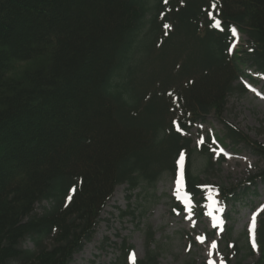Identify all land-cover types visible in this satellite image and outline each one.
<instances>
[{
  "label": "trees",
  "instance_id": "16d2710c",
  "mask_svg": "<svg viewBox=\"0 0 264 264\" xmlns=\"http://www.w3.org/2000/svg\"><path fill=\"white\" fill-rule=\"evenodd\" d=\"M233 27L246 40L230 51ZM263 49L264 0H0V264H71L117 185H154L181 157L182 190L200 204L194 163L215 162L184 133L221 118L245 68L264 77ZM143 52L157 63L135 73ZM220 120L222 139L263 163L241 191L218 187L229 204L264 183V143ZM254 236L264 264V213Z\"/></svg>",
  "mask_w": 264,
  "mask_h": 264
},
{
  "label": "rangeland",
  "instance_id": "374dc122",
  "mask_svg": "<svg viewBox=\"0 0 264 264\" xmlns=\"http://www.w3.org/2000/svg\"><path fill=\"white\" fill-rule=\"evenodd\" d=\"M245 40L244 35L236 33L231 51L244 45ZM151 56L152 53L143 52L141 61L134 60L135 73L155 67L157 62H152ZM238 83L245 91L227 97L221 118L211 114L191 125L186 133L191 147L199 148L204 144L215 162L207 172L200 159L193 166L194 172L208 185L206 202L192 209L170 173H164L154 185L142 183L130 190L126 183L117 185L113 190L116 195H112L101 212L93 236L74 254L71 264H125L119 259L122 242L131 248L127 264L144 259L148 249L155 253L156 264H208L210 259L214 264H224L226 258L233 263L239 256L250 264L256 261L255 247L251 246L254 250L250 254L245 244L248 238L251 241V231L264 213V183L255 180L253 193H242L238 200L225 206L213 195L221 186L241 191L248 186L243 185L247 178L263 167L259 157L248 148L241 144L233 146L222 139L220 119L237 127L250 139L264 143V78L248 66ZM174 204L182 209L174 208ZM227 227H232V232L230 241L225 244ZM234 241L239 252L233 247ZM212 242L216 243V249L211 248ZM25 246L32 248V243L26 242Z\"/></svg>",
  "mask_w": 264,
  "mask_h": 264
},
{
  "label": "snow or ice",
  "instance_id": "6c2138e0",
  "mask_svg": "<svg viewBox=\"0 0 264 264\" xmlns=\"http://www.w3.org/2000/svg\"><path fill=\"white\" fill-rule=\"evenodd\" d=\"M165 27H167V25H166ZM233 35L235 36V31H234V30H233ZM182 158H183V157H181V159H182ZM181 178H182V174H181V177L177 179V184H178V185H179L180 182H181ZM255 221H256V216L254 215V216H253V229H254V227H255ZM214 226H215V225H214ZM200 239H201V241L203 242V239H202V238H200ZM211 248H212V249H216V248H217V245H216L215 242H212V244H211ZM208 264H214V262L210 259L209 262H208Z\"/></svg>",
  "mask_w": 264,
  "mask_h": 264
},
{
  "label": "water",
  "instance_id": "95a60500",
  "mask_svg": "<svg viewBox=\"0 0 264 264\" xmlns=\"http://www.w3.org/2000/svg\"><path fill=\"white\" fill-rule=\"evenodd\" d=\"M262 56H263V59H264V50L262 51Z\"/></svg>",
  "mask_w": 264,
  "mask_h": 264
},
{
  "label": "bare ground",
  "instance_id": "6f19581e",
  "mask_svg": "<svg viewBox=\"0 0 264 264\" xmlns=\"http://www.w3.org/2000/svg\"><path fill=\"white\" fill-rule=\"evenodd\" d=\"M116 194L114 193V195L113 196H115Z\"/></svg>",
  "mask_w": 264,
  "mask_h": 264
}]
</instances>
